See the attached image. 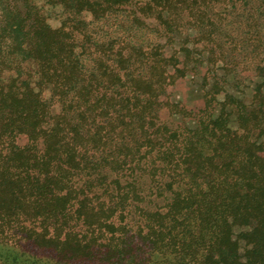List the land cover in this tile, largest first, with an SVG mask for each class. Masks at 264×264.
<instances>
[{"label": "trees", "instance_id": "16d2710c", "mask_svg": "<svg viewBox=\"0 0 264 264\" xmlns=\"http://www.w3.org/2000/svg\"><path fill=\"white\" fill-rule=\"evenodd\" d=\"M220 1L0 0V264H264V65L251 103L166 120ZM124 13L159 41L98 35Z\"/></svg>", "mask_w": 264, "mask_h": 264}, {"label": "rangeland", "instance_id": "374dc122", "mask_svg": "<svg viewBox=\"0 0 264 264\" xmlns=\"http://www.w3.org/2000/svg\"><path fill=\"white\" fill-rule=\"evenodd\" d=\"M214 12L223 17L222 23L210 37L208 45L203 41L196 45L192 41L188 43V47L193 52L188 75L178 79L170 88L171 100L181 103L188 111L186 116L181 113L167 115L166 120L172 124H180L186 120L190 125H196L203 109L206 108L207 99H212L214 107L219 108L216 100L224 101L226 93H231L237 100L242 99L245 103H251L254 85L256 81L263 79L258 76L260 70H257V66L259 62L264 65V2L221 0L217 3ZM55 17L57 24L62 16L59 14ZM110 21L112 24L109 26L103 23L96 26L100 37L116 36L123 41H136L143 45L159 41L154 25L149 22L142 28L131 23L126 13L120 14L117 18L112 15ZM184 31L183 37L190 35L191 39H195L199 35V30L196 28ZM175 45L180 47L177 42ZM213 55H225L226 64L219 63L213 66L200 59ZM31 65L34 67L33 63ZM217 81L218 94L214 97L213 88ZM21 142H26V138L23 137ZM143 185L147 190L145 193L147 196L145 201L141 202L142 205L152 209L161 205L162 199H154V196H150L148 180H144ZM130 217V224L135 225L138 221L135 214L131 213Z\"/></svg>", "mask_w": 264, "mask_h": 264}]
</instances>
